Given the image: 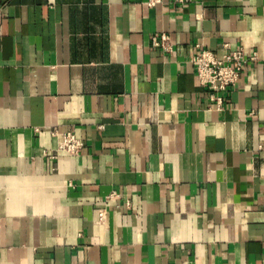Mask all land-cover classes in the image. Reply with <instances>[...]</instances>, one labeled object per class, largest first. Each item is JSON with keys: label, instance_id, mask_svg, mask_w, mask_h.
Segmentation results:
<instances>
[{"label": "crops", "instance_id": "1", "mask_svg": "<svg viewBox=\"0 0 264 264\" xmlns=\"http://www.w3.org/2000/svg\"><path fill=\"white\" fill-rule=\"evenodd\" d=\"M146 2H0V264H264V0ZM197 46L257 54L220 110Z\"/></svg>", "mask_w": 264, "mask_h": 264}, {"label": "built area", "instance_id": "2", "mask_svg": "<svg viewBox=\"0 0 264 264\" xmlns=\"http://www.w3.org/2000/svg\"><path fill=\"white\" fill-rule=\"evenodd\" d=\"M166 1H170L181 8H185L193 2V0H147L146 5L153 8ZM151 46L163 52H171L174 44L167 35H161L159 38H152ZM256 60V52L247 53L242 48L230 50L216 56L213 52L198 47L189 56V63L195 71L199 85L210 90L209 100L211 103H215L216 108L219 110L224 105L222 94L227 92L228 89L234 88L239 82L243 70ZM54 136L57 138L55 133ZM59 137L60 139L55 140L54 151L56 153L63 152L69 155H78L82 147V141L75 134L65 132ZM119 200L120 195L117 192L110 194L104 200L102 207L98 209V221H103L106 217L108 202L115 201L119 204Z\"/></svg>", "mask_w": 264, "mask_h": 264}]
</instances>
